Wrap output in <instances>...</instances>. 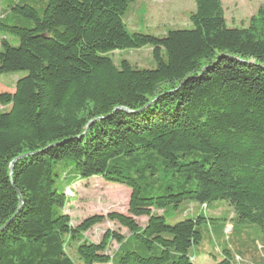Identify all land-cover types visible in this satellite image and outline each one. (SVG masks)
I'll list each match as a JSON object with an SVG mask.
<instances>
[{
    "label": "trees",
    "instance_id": "1",
    "mask_svg": "<svg viewBox=\"0 0 264 264\" xmlns=\"http://www.w3.org/2000/svg\"><path fill=\"white\" fill-rule=\"evenodd\" d=\"M135 1L16 0L0 12L18 39H0V75L25 72L0 91V264H193L208 226H230L214 264H264V8L228 27L221 0H193L191 28L156 36L126 30ZM10 9L20 24L2 22ZM142 46L149 68L110 56ZM94 176L129 188L127 213L73 225L65 189ZM183 201L199 209L167 224ZM212 202L232 216H205ZM105 219L128 235L86 239Z\"/></svg>",
    "mask_w": 264,
    "mask_h": 264
},
{
    "label": "rangeland",
    "instance_id": "2",
    "mask_svg": "<svg viewBox=\"0 0 264 264\" xmlns=\"http://www.w3.org/2000/svg\"><path fill=\"white\" fill-rule=\"evenodd\" d=\"M18 1V0H17ZM224 10V17L228 27H242L247 25L248 18L255 14L260 8H264V0H221ZM16 0H0V12L7 10L8 5H13ZM23 1L19 2L22 5ZM139 8V9H138ZM194 10L193 0H136L131 4L123 16V22L128 32L142 31L156 36H162L168 29L191 28L189 13ZM10 15L15 16V20L10 23L3 20L4 24H20L21 15L9 10ZM17 17V18H16ZM4 38L10 45L18 44L17 37L5 28H0V39ZM113 61L117 63L120 59H127L138 68H149L153 66L150 58V47L142 46L134 49L115 50L110 53ZM25 74L23 71L1 74L0 91L11 88V81ZM70 190L65 189L68 200L63 208L75 225L84 217L100 214L105 216L111 211L126 214L129 198V188L125 185L108 182L101 177L94 176L88 179L78 178L75 183L69 186ZM199 206L192 201H183L176 208H170L165 212L167 224L191 216L193 210ZM199 209V208H198ZM205 216H216L230 218L232 216L231 207L226 202H212L207 210H203ZM139 225L146 222L145 217L136 219ZM214 228H217L214 225ZM210 235L204 234L200 243L193 246L189 255L193 264H214L223 257L220 251V244L227 239V231L213 233L208 226ZM106 230L118 232L123 237L128 235L126 228L118 223L105 219L100 224L85 232V237L89 241L98 242ZM252 236L256 234V226L247 230ZM118 248V243L114 240L108 246L107 252L112 255ZM234 254L233 251H231Z\"/></svg>",
    "mask_w": 264,
    "mask_h": 264
},
{
    "label": "crops",
    "instance_id": "3",
    "mask_svg": "<svg viewBox=\"0 0 264 264\" xmlns=\"http://www.w3.org/2000/svg\"><path fill=\"white\" fill-rule=\"evenodd\" d=\"M12 82V81H11ZM1 91H4V90H1ZM6 91H9V92H12V87L11 88H9L8 90H6Z\"/></svg>",
    "mask_w": 264,
    "mask_h": 264
},
{
    "label": "built area",
    "instance_id": "4",
    "mask_svg": "<svg viewBox=\"0 0 264 264\" xmlns=\"http://www.w3.org/2000/svg\"><path fill=\"white\" fill-rule=\"evenodd\" d=\"M226 231H227V229H226Z\"/></svg>",
    "mask_w": 264,
    "mask_h": 264
}]
</instances>
